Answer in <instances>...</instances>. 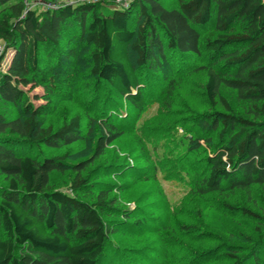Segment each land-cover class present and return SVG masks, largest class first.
<instances>
[{
  "label": "trees",
  "instance_id": "obj_1",
  "mask_svg": "<svg viewBox=\"0 0 264 264\" xmlns=\"http://www.w3.org/2000/svg\"><path fill=\"white\" fill-rule=\"evenodd\" d=\"M64 38L66 47L76 39L90 49L95 101L106 85L112 98L127 101L137 113L145 109L148 87H156L162 73L188 67L193 58L204 62L207 99L212 105L218 100L225 113L205 119L209 129L219 130L218 142L208 145L205 172L193 184L202 196L264 187L263 0H180L173 9L162 0H133L128 8L107 12L81 4L42 16L24 0H0V66L10 55L6 70L0 71V103L18 108L15 116L0 108V181L6 183L0 186V264H106L110 235L122 226L114 224L120 214L103 193L95 202L81 199L86 181L80 174L69 192L49 185L65 158L32 152L57 150L81 139L78 115L57 128L41 122L53 110L51 98L74 71L76 54L60 47ZM42 58L50 63L43 66ZM38 87L45 96L34 101H45L35 106L28 92ZM222 89L235 92L247 105L244 115L220 96ZM111 102L109 97L101 109L99 156L118 141L121 126L129 121L111 115ZM261 244L246 263L258 264ZM234 259L239 264L242 258Z\"/></svg>",
  "mask_w": 264,
  "mask_h": 264
},
{
  "label": "rangeland",
  "instance_id": "obj_2",
  "mask_svg": "<svg viewBox=\"0 0 264 264\" xmlns=\"http://www.w3.org/2000/svg\"><path fill=\"white\" fill-rule=\"evenodd\" d=\"M132 1L116 0L112 4L108 0H24L25 6L40 16L63 6L81 4H94L101 12H107L128 8ZM179 1L162 3L173 9ZM66 44L64 38L60 47L76 54L72 60L74 71L51 98L53 110L41 122L57 128L78 115L81 139L57 150L41 147L32 152L65 158L63 169L50 176L53 189L69 192L80 174L86 181L79 194L81 199L95 202L103 193V198L117 209L120 215L115 216L114 224L120 221L122 226H115V233L110 235L106 264H235L234 257L242 258L239 264H245L260 241L256 260L264 264V187L202 196L197 184H193L195 176L205 172L203 160L211 151L208 145L212 148L218 142L219 130L209 129L205 119L214 113H225L218 100L212 105L207 99L205 63L193 58V66L188 63V67L162 73L154 81L156 87L144 84L150 93L145 94V109L137 113L127 101L112 98L114 93L106 85L95 101L89 47L76 39L71 47ZM2 45L0 42V55ZM9 58L6 55L0 71L6 70ZM42 59L43 66L50 63ZM35 96H45L42 87L28 92V98L35 106L44 104L45 99L34 101ZM220 96L235 113L247 112V105L238 101L235 92L222 89ZM109 97L115 104L109 110L111 115L129 121L121 126L118 141L99 156V119ZM0 108L11 116L18 114V108L2 103ZM78 165L83 167L81 172L76 169ZM5 184L0 181V186ZM137 222L142 226L132 224Z\"/></svg>",
  "mask_w": 264,
  "mask_h": 264
},
{
  "label": "built area",
  "instance_id": "obj_3",
  "mask_svg": "<svg viewBox=\"0 0 264 264\" xmlns=\"http://www.w3.org/2000/svg\"><path fill=\"white\" fill-rule=\"evenodd\" d=\"M118 1H120V0H118ZM125 2L127 1V0H124ZM264 1V0H263Z\"/></svg>",
  "mask_w": 264,
  "mask_h": 264
}]
</instances>
